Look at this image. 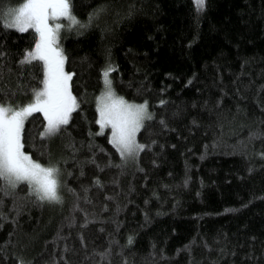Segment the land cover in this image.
Masks as SVG:
<instances>
[{
  "label": "trees",
  "instance_id": "1",
  "mask_svg": "<svg viewBox=\"0 0 264 264\" xmlns=\"http://www.w3.org/2000/svg\"><path fill=\"white\" fill-rule=\"evenodd\" d=\"M71 1L85 26L59 43L78 107L51 137L40 112L24 131V151L58 164L62 200L0 191V264H264V0H205L199 15L193 0ZM35 39L0 21V103L42 86V62H21ZM107 66L152 114L132 161L96 123Z\"/></svg>",
  "mask_w": 264,
  "mask_h": 264
},
{
  "label": "snow or ice",
  "instance_id": "2",
  "mask_svg": "<svg viewBox=\"0 0 264 264\" xmlns=\"http://www.w3.org/2000/svg\"><path fill=\"white\" fill-rule=\"evenodd\" d=\"M204 7L205 0H196L197 15ZM102 11L103 6L89 13L88 23ZM59 17H65L69 23H55ZM0 21L5 28L21 32L30 28L35 30L34 46L25 50L21 62L41 61L43 73L42 86L32 90L28 102L16 105L0 103V191L10 194L24 181L27 182L29 193H34L40 201L59 202L62 200L59 192L61 170L56 162L50 160L45 165L24 151L25 121L34 112L42 113L46 123L39 135L51 137L61 130L62 125L68 123L73 108L78 107L70 83L74 74L65 70V55L58 41L62 27L85 25L73 13L71 0H22L17 6L5 9ZM111 71V66L102 69L104 89L96 96V123L101 130L111 126L109 142L122 158H134L141 149L148 147L137 140L136 134L152 114L148 111L146 100L136 103L115 93L108 76ZM158 103L163 104L164 101ZM20 264L24 262L20 261Z\"/></svg>",
  "mask_w": 264,
  "mask_h": 264
},
{
  "label": "rangeland",
  "instance_id": "3",
  "mask_svg": "<svg viewBox=\"0 0 264 264\" xmlns=\"http://www.w3.org/2000/svg\"><path fill=\"white\" fill-rule=\"evenodd\" d=\"M194 1V3L196 4V0H193ZM10 8V7H9ZM50 23H52L53 21L50 19V21H49ZM55 23H60L61 25H66L67 23H69V21H67V19L65 18V17H59V18H57L56 19V21H55ZM75 29H76V25H74L72 28H68V27H62L61 29H60V38H61V36H63L65 33L67 34V33H69V32H73V31H75ZM15 30H17V29H15ZM19 31V30H18ZM60 42V39H59V41H58V43ZM59 46H60V43H59ZM102 85H103V89H104V83H103V77H102ZM74 109V108H73ZM42 114V113H41ZM42 116H43V114H42ZM46 122V121H45ZM105 127H108L109 128V130H110V133H111V126L110 125H108V126H105ZM104 127V128H105ZM110 133H109V135H110ZM134 158H128V159H125L126 161H132ZM22 182H24V181H22ZM25 183H27V182H25ZM46 202H50V201H46ZM51 202H55V201H51ZM50 202V203H51Z\"/></svg>",
  "mask_w": 264,
  "mask_h": 264
},
{
  "label": "bare ground",
  "instance_id": "4",
  "mask_svg": "<svg viewBox=\"0 0 264 264\" xmlns=\"http://www.w3.org/2000/svg\"><path fill=\"white\" fill-rule=\"evenodd\" d=\"M72 2V1H71ZM31 33H33V32H31ZM34 37V36H33ZM63 49V48H62ZM66 58V57H65ZM66 64V63H65ZM148 120V119H147Z\"/></svg>",
  "mask_w": 264,
  "mask_h": 264
}]
</instances>
